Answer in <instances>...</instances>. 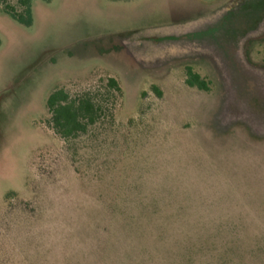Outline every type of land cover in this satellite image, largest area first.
Returning a JSON list of instances; mask_svg holds the SVG:
<instances>
[{"label": "rangeland", "instance_id": "1", "mask_svg": "<svg viewBox=\"0 0 264 264\" xmlns=\"http://www.w3.org/2000/svg\"><path fill=\"white\" fill-rule=\"evenodd\" d=\"M31 15L0 12V264H264V0ZM108 77L115 125L60 141L48 96Z\"/></svg>", "mask_w": 264, "mask_h": 264}, {"label": "trees", "instance_id": "2", "mask_svg": "<svg viewBox=\"0 0 264 264\" xmlns=\"http://www.w3.org/2000/svg\"><path fill=\"white\" fill-rule=\"evenodd\" d=\"M32 1L0 0V12L8 14L20 24L29 26L32 23ZM186 82L189 86H204V82L200 81L196 74L191 75ZM97 83L78 92L57 88L48 96L47 126L63 143H76L78 139L92 134L100 127L112 128L115 125L116 111L122 105L121 86L113 77L99 79ZM153 89L160 95L159 90Z\"/></svg>", "mask_w": 264, "mask_h": 264}]
</instances>
